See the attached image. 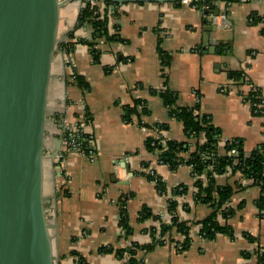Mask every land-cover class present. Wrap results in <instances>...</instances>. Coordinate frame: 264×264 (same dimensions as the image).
<instances>
[{
  "label": "crops",
  "instance_id": "0c3cea01",
  "mask_svg": "<svg viewBox=\"0 0 264 264\" xmlns=\"http://www.w3.org/2000/svg\"><path fill=\"white\" fill-rule=\"evenodd\" d=\"M62 1L47 91L43 160V197L56 261L74 264L70 252L75 251L87 264H122L116 249L132 242L149 243L148 229L158 223L155 217L167 215L166 198L143 170L155 165L168 189L188 188L171 199L177 203L179 220L189 225L191 241L178 251L176 244L184 236L173 231L169 236L173 242L140 253L143 264H255L256 248L264 247V216L256 205L259 188L230 169L215 176L219 184L239 180L244 188L230 200L236 208L228 221L232 236L203 239L200 222L210 208L194 199L190 167L182 164L172 171L158 164L146 141L157 132L166 140H186L182 124L163 105L159 92L165 89L176 93V106L198 105L199 112L210 118L221 131L222 152L227 140H240L245 151L264 141V117L251 113L241 96L247 87H236L228 76L229 70H241L247 84L259 88L264 97V0H226L225 5L216 0L211 9L225 14L211 23L209 14L204 23L201 11L176 0H127L108 19L109 31L119 39L94 40L98 60L88 46L92 39L88 26L75 31L69 55L59 47L82 6V0ZM252 14L259 18L255 23ZM162 54L168 58L164 66ZM72 72L87 81L88 90L67 81ZM135 100L144 102L148 113L128 122L125 108ZM83 108L90 114L84 128L92 134L93 159L77 149L62 151L63 131L75 128ZM58 153L62 155L56 157ZM121 199L131 228L127 236L119 232ZM143 208L150 217L141 221ZM247 235L255 240L249 241Z\"/></svg>",
  "mask_w": 264,
  "mask_h": 264
},
{
  "label": "water",
  "instance_id": "95a60500",
  "mask_svg": "<svg viewBox=\"0 0 264 264\" xmlns=\"http://www.w3.org/2000/svg\"><path fill=\"white\" fill-rule=\"evenodd\" d=\"M62 3L0 0V264H55L43 160ZM201 12L204 23L208 14L210 23L225 14L211 8Z\"/></svg>",
  "mask_w": 264,
  "mask_h": 264
},
{
  "label": "trees",
  "instance_id": "16d2710c",
  "mask_svg": "<svg viewBox=\"0 0 264 264\" xmlns=\"http://www.w3.org/2000/svg\"><path fill=\"white\" fill-rule=\"evenodd\" d=\"M216 0H205L204 3L210 7L214 5ZM230 1V0H227ZM117 2L112 0H104L102 6L91 5L86 0H82V6L78 12L74 27L67 34V40L59 43L67 55L74 48L76 42L75 31L81 27H90V35L92 39L87 40L91 53L94 58H98L99 51L93 48L94 40L104 38L106 42H113L119 39L117 33H111L108 27V19L111 13L117 14ZM110 6H112L110 8ZM110 9V10H109ZM252 23H255L259 18L252 14ZM116 31V29H115ZM162 65H167L168 58L162 54ZM98 60V59H97ZM228 76L233 80L236 87L244 85L247 82L244 79V74L241 70H229ZM70 82L78 86L82 91L89 89L87 81L76 72H72L69 76ZM163 105L169 108L171 116L178 120L183 127L186 135V140L175 141L166 140L165 146L156 145L155 148L150 146L152 138H148L146 146L156 154L157 163L161 161L166 164L170 170H175L179 165L186 164L192 166V175L197 177L194 179V199L197 202L206 204L210 208V213L200 222V237L203 239H213L216 234H228L232 236L233 229L229 224L230 218L235 214L236 208L230 205L232 195L237 190H242V185L239 180L233 184L227 182L219 184L215 176L224 174L227 169L231 170V174L239 173L241 178L251 181L260 190V196L256 202L260 215L264 216V141L251 151H245L240 140L231 139L225 141V144L220 150L221 131L215 127L210 118L199 112L198 105L196 106H176L177 95L175 92L165 89L159 92ZM261 93L259 88L255 87L246 99L253 102L261 101ZM145 103L141 100H135L132 107H126L124 119L130 122L132 116L140 118L148 113ZM253 115L260 114L254 112L255 108L250 107ZM90 114L86 108H83L81 113L76 115V121L72 125L76 130L65 129L63 131V146L64 151L69 149H77L85 154L91 151L90 141L92 134L85 130L80 124L85 126L89 124ZM264 133V130H263ZM234 151L231 153V151ZM156 190L165 195L168 191L163 181L157 180L155 183ZM187 187L178 185L170 189L172 196L182 195L187 192ZM177 203L174 199L167 200V221L160 215L155 217L157 225L150 227L148 233L151 241L147 244L139 245L130 243L129 246L118 248L115 254L118 259H126L127 264H143L140 253L152 248L155 244L172 241L169 237L173 231H177L184 236V239L179 243L178 251H184L190 245L191 238L189 236V225L185 221H180L176 214ZM241 207V205H240ZM150 217L146 209L140 211L141 221ZM119 226L125 230L126 236L131 233V228L128 224L127 211L125 208L124 199L119 203ZM249 241H254L250 235H247ZM70 255L75 256L74 264H87L86 261L79 256L75 251H71ZM257 261L255 264H264V247H257L255 250ZM57 264H61L59 261Z\"/></svg>",
  "mask_w": 264,
  "mask_h": 264
},
{
  "label": "built area",
  "instance_id": "2783aa9c",
  "mask_svg": "<svg viewBox=\"0 0 264 264\" xmlns=\"http://www.w3.org/2000/svg\"><path fill=\"white\" fill-rule=\"evenodd\" d=\"M88 3H90L91 5H99L102 6V3L104 2V0H86ZM117 2L116 6H113V8L115 7L116 10H119L122 6V4L124 2H126L127 0H112ZM205 0H176V2H179L181 4H185V5H189L191 7H194L196 9H198L199 11L202 10H207L210 9L211 7L204 3ZM222 4H227L228 2L226 0L224 1H220ZM112 6H110L111 8ZM110 10V9H109ZM211 16V15H210ZM214 19V17H213ZM69 61V60H67ZM234 84V83H233ZM242 86H246L247 87V91L244 93H241L242 99L244 100V102H246V104H248L249 108L253 107L255 108L254 112H258L260 114V116L264 117V97H261V101L260 102H253L251 101L249 98H247V96L249 95V93L255 89V86L251 85V84H244V85H240L238 87H242ZM223 90V89H221ZM83 128L85 127V125L83 123L80 124ZM73 130H76V128H73ZM156 131V130H155ZM62 142H64V138L62 137ZM166 143V139L164 138V136L160 133H156L155 136L152 138V140L150 141V146L155 148L156 145H162L165 146ZM76 150V149H75ZM62 151H64V147H62ZM234 151L232 150L231 153H233ZM96 153H94L92 150L87 154L89 156L90 159H93L96 155ZM62 155V153H58L56 155V157H60ZM158 164H163L161 161H158ZM154 166L155 165H150V166H146L143 170L146 173V175L148 177H150V179L154 182V184L156 183L157 180H161L162 179L156 174L155 170H154ZM190 167V170L192 172V166L188 165ZM193 178L195 179L197 176L196 175H192ZM166 186V185H165ZM167 188V187H166ZM167 193L165 195H163L166 198V202L169 198H171V194H170V189L167 188ZM162 218L164 220L167 221V215L162 216ZM119 232L121 235L125 234V230L122 229L121 227H119ZM129 244H127L125 247L129 246ZM177 248L180 247L179 243L176 244ZM57 264V261H56ZM122 264H127L126 259H123V263Z\"/></svg>",
  "mask_w": 264,
  "mask_h": 264
},
{
  "label": "rangeland",
  "instance_id": "374dc122",
  "mask_svg": "<svg viewBox=\"0 0 264 264\" xmlns=\"http://www.w3.org/2000/svg\"><path fill=\"white\" fill-rule=\"evenodd\" d=\"M55 255V254H54ZM55 264H56V257H55Z\"/></svg>",
  "mask_w": 264,
  "mask_h": 264
}]
</instances>
